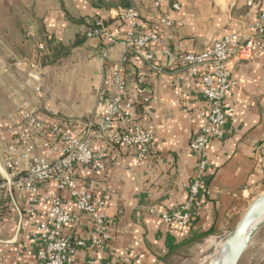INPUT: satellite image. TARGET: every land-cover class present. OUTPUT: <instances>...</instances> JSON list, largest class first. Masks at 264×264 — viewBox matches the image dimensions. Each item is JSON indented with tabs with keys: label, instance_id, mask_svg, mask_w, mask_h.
Listing matches in <instances>:
<instances>
[{
	"label": "crops",
	"instance_id": "obj_1",
	"mask_svg": "<svg viewBox=\"0 0 264 264\" xmlns=\"http://www.w3.org/2000/svg\"><path fill=\"white\" fill-rule=\"evenodd\" d=\"M172 3L180 9L173 10ZM127 8L137 12L140 30L166 41L171 55L162 53V44L150 43L152 61L130 54L119 64L125 28L117 17ZM262 12L264 0H161L158 7L154 0H0V179L6 176L3 160L15 128L32 136L35 156L49 160L53 157L41 148L47 125L73 123L80 138L96 131L100 104L110 96L107 90L99 99L103 80L114 71L125 83L117 92L121 103L132 104L130 124L153 135L141 161L135 147L115 146L106 137L91 140L92 150L103 155V169L77 166L75 184L104 198L110 241L101 249L78 250L71 264L89 259L101 264H192L202 243L232 229L264 193V49L250 59L230 61L236 87L223 102L224 136L209 141L201 154L189 145L206 125L203 72L193 75L176 60L209 50ZM165 16L175 22L173 27L164 26ZM95 24L108 36H85ZM26 113L29 121L23 118ZM124 127L116 120V131ZM201 159L207 161L204 171L199 170ZM196 178L200 189L188 226L165 225L161 215L186 202ZM55 193L53 183H40L33 199L13 188L11 197L0 202V264H35L34 230L49 213L43 197ZM59 196L72 217L66 232L89 237L90 218L77 212L67 191Z\"/></svg>",
	"mask_w": 264,
	"mask_h": 264
},
{
	"label": "built area",
	"instance_id": "obj_2",
	"mask_svg": "<svg viewBox=\"0 0 264 264\" xmlns=\"http://www.w3.org/2000/svg\"><path fill=\"white\" fill-rule=\"evenodd\" d=\"M161 0H154L158 7ZM249 6L253 3L249 2ZM175 11L180 9L178 3H172ZM118 20L125 28L124 39L119 64L127 61L130 54L139 56L144 62L153 60V55L147 53L150 43H160L164 46L163 54L171 55L166 41L156 33H144L138 26V14L133 8L124 9ZM175 22L169 17H164V26L171 28ZM108 36L100 24L87 33V37L102 38ZM40 50L42 46L38 47ZM264 49V12L258 19L242 30L224 35L215 41L212 47L200 54H184L177 57L184 63L193 75L202 71L201 83L203 94L206 98V110L203 116L206 125L190 142L189 148L201 154L211 140H221L224 136L226 116L223 102L227 94L236 87L231 79L229 63L232 59L247 60L255 52ZM141 79L139 80V82ZM102 91L99 99L102 101L104 92L109 90L110 96L105 104H100V124L96 131L87 137L80 138L65 123L59 122L45 127L47 139L41 144L51 160L43 156H35V146L32 136L24 129L12 130V143L4 157L6 176L0 179V202L7 196L11 197L13 188H20L32 199L37 196L40 183H53L55 195L43 197L49 204L48 216L39 222L34 230L33 242L36 248L35 264H71L78 250L101 249L110 241L109 225L105 214L104 198H97L92 193L76 188V167L83 166L93 171L103 169L101 153H95L90 142L93 138L106 137L115 146L135 147L137 156L141 161L148 151L153 140V135L144 130L140 125L130 124L132 117V104L121 103L117 92L123 91L125 83L114 71L109 79L103 80ZM136 93L141 96L142 88H136ZM147 102L148 98H142ZM24 120L29 121L31 114L26 113ZM125 125L121 132L115 130L116 120ZM40 123L35 128L41 130ZM207 161L201 159L199 170L204 171ZM200 189V181L194 179L188 186L186 202L176 210L161 215V221L168 226L187 227L190 222V208ZM67 191L74 200L78 213L88 216L92 222V233L87 238L72 237L66 230L71 226L72 217L63 208L61 192ZM35 201V200H34ZM32 213V209H28ZM87 264H101L96 259H89Z\"/></svg>",
	"mask_w": 264,
	"mask_h": 264
},
{
	"label": "water",
	"instance_id": "obj_3",
	"mask_svg": "<svg viewBox=\"0 0 264 264\" xmlns=\"http://www.w3.org/2000/svg\"><path fill=\"white\" fill-rule=\"evenodd\" d=\"M264 226V193L247 207L239 222L219 235L199 264H238L254 236ZM264 264V263H263Z\"/></svg>",
	"mask_w": 264,
	"mask_h": 264
},
{
	"label": "rangeland",
	"instance_id": "obj_4",
	"mask_svg": "<svg viewBox=\"0 0 264 264\" xmlns=\"http://www.w3.org/2000/svg\"><path fill=\"white\" fill-rule=\"evenodd\" d=\"M37 50L40 51V52H44L45 53V49L44 48L42 50H40L37 47ZM45 57L46 56L44 55L43 58H45ZM42 63H43V61H41L40 65L44 66L46 62L43 63V64ZM61 122L65 123L66 125H68V127L70 129H73V127H72L73 123L70 124V122H67V121L66 122L61 121ZM91 129L92 128H90V130ZM217 237H213L212 239H207V241L205 243H202V246H203L202 250L201 249L199 250L198 256L196 257L195 261L192 262V264H199V263L202 262L206 252L210 248V243L214 239H216ZM263 263H264V226L254 236L251 245L243 253V255H242V257H241V259H240L238 264H263Z\"/></svg>",
	"mask_w": 264,
	"mask_h": 264
},
{
	"label": "trees",
	"instance_id": "obj_5",
	"mask_svg": "<svg viewBox=\"0 0 264 264\" xmlns=\"http://www.w3.org/2000/svg\"><path fill=\"white\" fill-rule=\"evenodd\" d=\"M94 26H95V25H93V26H90V27L88 28V30H87V32H86V34H85V36L87 35V33H88V32H90V31H91V30L94 28ZM76 43H77V42H76ZM76 43H75V44H76ZM42 61H43V63H45V61H44V60H42Z\"/></svg>",
	"mask_w": 264,
	"mask_h": 264
},
{
	"label": "bare ground",
	"instance_id": "obj_6",
	"mask_svg": "<svg viewBox=\"0 0 264 264\" xmlns=\"http://www.w3.org/2000/svg\"><path fill=\"white\" fill-rule=\"evenodd\" d=\"M215 240V239H214ZM214 240L210 243V245H213L214 244Z\"/></svg>",
	"mask_w": 264,
	"mask_h": 264
}]
</instances>
